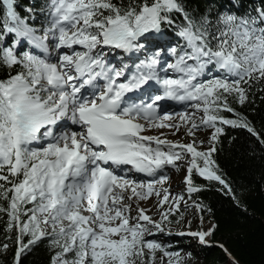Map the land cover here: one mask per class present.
Returning a JSON list of instances; mask_svg holds the SVG:
<instances>
[{"label":"snow or ice","instance_id":"6c2138e0","mask_svg":"<svg viewBox=\"0 0 264 264\" xmlns=\"http://www.w3.org/2000/svg\"><path fill=\"white\" fill-rule=\"evenodd\" d=\"M35 7L0 0V67L9 69L0 79V200L7 201L0 212L9 230L18 229L14 264L45 239L55 253L51 264H154L157 251L181 264L179 253L146 238L164 232L184 201L162 187L163 170H179L190 156L189 194L201 191L194 173L231 192L212 156L223 125L260 138L229 97L242 105L252 85L264 83V6L254 15L220 13L213 24L207 15L195 19L182 0H47L42 27ZM177 15L186 45L179 53L162 28ZM116 50L153 54L117 67L108 59ZM161 51L175 61L162 63ZM163 101L191 102L193 111L168 112ZM202 127L214 130L207 151L195 140L144 134L184 129L195 137ZM138 173L159 178H130ZM153 195L161 209L168 204L159 221L138 204L131 215L134 198ZM214 227L180 235L207 244Z\"/></svg>","mask_w":264,"mask_h":264},{"label":"trees","instance_id":"16d2710c","mask_svg":"<svg viewBox=\"0 0 264 264\" xmlns=\"http://www.w3.org/2000/svg\"><path fill=\"white\" fill-rule=\"evenodd\" d=\"M25 8L36 5L34 12L39 17L37 27L46 24L44 13L47 0H18ZM127 3V0H125ZM186 10L195 19L207 15L215 24L218 14L236 12L255 14L253 9L264 6L261 0H182ZM242 5L238 9L233 5ZM183 25L182 18L177 15L172 25H162L169 34L168 47L179 51L186 47L184 40L178 35ZM153 54L152 52H147ZM161 55H166L161 51ZM162 57V58H163ZM120 62L125 60L115 58ZM18 69H13L12 74ZM9 69L0 67V79H6ZM229 102L235 113L246 117L257 136L245 128H234L223 125L224 132L216 143L217 151L213 153L219 171L218 174L231 188L229 193L216 181H208L198 174H193L194 186L201 189L189 194L190 200L203 205V211L197 210L202 218L214 224L209 240L211 245L198 244V256L202 264H264V83H254L248 92V100L239 104L231 97ZM227 118L235 119L234 113H223ZM2 183V181H0ZM0 205L7 207V201L0 200ZM179 216V215H178ZM171 215L170 221L178 218ZM9 217L0 212V264H14L18 248V229H8ZM29 237H24L27 243ZM7 245L4 250L3 246ZM221 245L223 247H221ZM225 249L227 251H225ZM54 250L45 239L21 256V264H51ZM233 257L232 260L229 255Z\"/></svg>","mask_w":264,"mask_h":264},{"label":"rangeland","instance_id":"374dc122","mask_svg":"<svg viewBox=\"0 0 264 264\" xmlns=\"http://www.w3.org/2000/svg\"><path fill=\"white\" fill-rule=\"evenodd\" d=\"M36 54H40L37 50ZM151 54H148L147 52L142 53H123L120 50H116L114 53H111L108 57L109 61L113 64H115L117 67L121 66V62L119 60H116L115 58H121L126 59L130 68L133 66V62H139L140 59H145L146 56H149ZM161 57H163L161 55ZM175 59L171 57L162 58V63L168 62H174ZM163 75V73H161ZM169 75H172V73H169ZM190 103H186L184 106L178 108L176 106H168L164 108V110L172 113H179L182 111H188L191 112L193 109L190 107ZM163 114V113H161ZM202 115V113H197V117ZM68 128L76 129L77 127L75 125H71L70 123L67 125ZM60 130V129H59ZM58 130V131H59ZM214 130L210 128H204L196 131L195 137H190L185 134V130L182 129L180 132H177L175 135L172 134V129H149L144 134L146 135H160L163 133V136L161 138H167L172 141H180L182 143H189L195 140L197 142L198 150L200 151H207L210 144V138L211 134ZM203 141V143H200ZM37 145H32L31 147H36ZM190 159V156L187 158ZM187 159H185L182 162H178L180 164L179 170H176L171 167H166L163 170V174L168 177L167 182L162 186L163 188L168 189V192L172 197L175 196H183L184 201L180 203L179 209L173 210V214L178 216L177 219L174 221H170V216L168 217V221H164V232H155L154 235L146 237L148 240H155L156 242L160 243L166 251L169 252H175L179 253V256L181 258V264H202L201 258L198 256V244L199 245H211L209 240L210 237H206L208 240L207 244H201L198 242L196 238H193L189 235H180V233H189V232H196V231H206L209 230L214 226V224L208 220L207 218H202L198 214L197 210L193 206V201L190 200L189 194L187 192V185L184 183L185 176L187 175ZM130 178L136 179L138 181L148 182L152 181L154 179L159 178V173L157 177H148L145 174H137L133 175L130 174ZM157 188H160L161 185H157ZM171 202V201H170ZM125 203H128V201H125ZM137 204L141 208L147 209V213L149 216H151L154 220L159 221L160 220V212L168 209V204H165L163 206V209L159 207V198H157L155 195L151 196L146 201H137L135 198L132 201V208L133 211L131 215H136V207ZM172 214V215H173ZM182 214V215H181ZM170 221V222H169ZM134 223L135 221H131ZM143 223V222H142ZM156 259L154 264H168V261L170 257L164 256L162 252L157 251L156 252ZM147 259V256H146ZM174 259V258H172Z\"/></svg>","mask_w":264,"mask_h":264},{"label":"bare ground","instance_id":"6f19581e","mask_svg":"<svg viewBox=\"0 0 264 264\" xmlns=\"http://www.w3.org/2000/svg\"><path fill=\"white\" fill-rule=\"evenodd\" d=\"M173 105H176V104L173 103V104H169V105H167V106H173ZM164 106L167 107L166 105H164ZM164 106H163V108H165ZM75 126H76V125H75ZM76 127H78V126H76ZM58 130H59V128L57 129V131H58Z\"/></svg>","mask_w":264,"mask_h":264},{"label":"water","instance_id":"95a60500","mask_svg":"<svg viewBox=\"0 0 264 264\" xmlns=\"http://www.w3.org/2000/svg\"><path fill=\"white\" fill-rule=\"evenodd\" d=\"M168 108H169V106H168ZM227 256H229L232 260H234L232 256H230V255H227Z\"/></svg>","mask_w":264,"mask_h":264}]
</instances>
